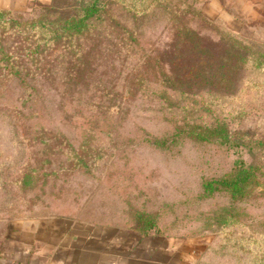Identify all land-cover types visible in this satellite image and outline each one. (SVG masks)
<instances>
[{
    "label": "rangeland",
    "instance_id": "1",
    "mask_svg": "<svg viewBox=\"0 0 264 264\" xmlns=\"http://www.w3.org/2000/svg\"><path fill=\"white\" fill-rule=\"evenodd\" d=\"M51 1H18L8 8L31 19L46 12L43 7ZM158 1L119 0L113 9L126 24H134L131 12L144 10L135 21L139 39L170 65L177 57L175 29ZM168 1L185 12L210 50L221 56L231 51L233 46L221 37L228 17L221 8L216 12L207 0ZM231 32L254 50L234 86L164 107L153 75L145 74L147 80L139 84L134 74L129 84L133 95L124 97L121 117L104 122L79 115L91 94L101 96L106 84L112 89L109 75L123 76L114 68L117 56L86 72L95 76L96 92L72 97L68 92L75 86L49 78L41 79L37 94L26 102L17 81L7 82L0 71V221L53 217L70 221L74 232L112 229L132 238L133 264H258L264 258V175L251 196L235 205L238 222L232 227L218 223V213L230 205L227 193L205 197L202 187L205 178L219 177L238 160L251 162V155L190 139L167 149L153 143L173 130L172 108L177 118H208L213 112L230 116L233 127L251 128L264 137V32ZM126 58L132 72L137 63ZM255 160L264 174V149ZM140 213L152 214L163 235L141 236L132 227ZM59 235L56 229L52 241L57 246ZM63 252H69L67 261L59 264H79L73 249Z\"/></svg>",
    "mask_w": 264,
    "mask_h": 264
},
{
    "label": "trees",
    "instance_id": "2",
    "mask_svg": "<svg viewBox=\"0 0 264 264\" xmlns=\"http://www.w3.org/2000/svg\"><path fill=\"white\" fill-rule=\"evenodd\" d=\"M118 1L52 0L50 5L43 7L46 12L31 19L16 16L9 8H0V71L6 73L4 79L17 81L22 100L26 102L37 94L41 79L53 78L61 85L75 86L68 92L70 97L90 94L98 89L92 80L95 76L86 72H91L94 66L102 67L103 60L108 57L117 56L114 68L123 76L109 75L112 89L109 90V84H106L101 89V96L91 94L90 100L81 105L84 114L79 115L80 119L104 122L121 117L124 112L122 103L131 93L129 84L134 74H139V84L147 80L145 74H152L160 89L161 102L167 107L182 97L194 102L205 90L212 92V89L234 86L250 54H254L245 38L227 28L221 29V37L233 46L231 51L221 56L210 50L184 11L172 6L168 0H159L160 6L165 4L176 36L177 57L168 65L160 55L151 51L150 43L139 39L135 21L144 10L131 12L134 24H126L114 13L113 7ZM142 14L148 16L146 12ZM112 38L113 42H109ZM10 41L15 44L9 46ZM13 46H16L14 51L11 50ZM181 50L185 55H181ZM129 56L137 63L132 72L127 67L126 57ZM171 113L175 119L173 130L156 138L153 141L155 146L167 149L179 140L190 139L251 155V162L238 160L229 171L219 177L205 178L202 183L205 197L227 193L230 205L218 213V223L222 227H232L238 222L235 205L250 197L255 187L261 184V175L264 174L255 159L257 152L264 149V137L258 136L251 128L233 127L230 116L213 112L208 118L193 119L187 115L177 118L176 108H172ZM132 227L141 236L163 235L152 214H138ZM258 264H264V258Z\"/></svg>",
    "mask_w": 264,
    "mask_h": 264
},
{
    "label": "crops",
    "instance_id": "3",
    "mask_svg": "<svg viewBox=\"0 0 264 264\" xmlns=\"http://www.w3.org/2000/svg\"><path fill=\"white\" fill-rule=\"evenodd\" d=\"M18 1L29 0H0V8L13 7ZM207 2H210L216 12L221 8L222 13L228 16L224 21L228 30L241 34L251 31L264 32V0ZM70 224V221L64 220L57 222L53 217L42 222L37 219L20 222L1 220L0 264H59L67 261L69 252L63 251L70 248L73 249V254L78 256L79 264H133L135 252L132 238H126L124 234L119 236L118 231L102 227L74 232ZM56 229L60 231L56 242L58 246L52 241L55 239L53 235ZM93 257L94 259H91Z\"/></svg>",
    "mask_w": 264,
    "mask_h": 264
},
{
    "label": "built area",
    "instance_id": "4",
    "mask_svg": "<svg viewBox=\"0 0 264 264\" xmlns=\"http://www.w3.org/2000/svg\"><path fill=\"white\" fill-rule=\"evenodd\" d=\"M21 264H31V263L24 262V263H21ZM41 264H44V263H41Z\"/></svg>",
    "mask_w": 264,
    "mask_h": 264
}]
</instances>
